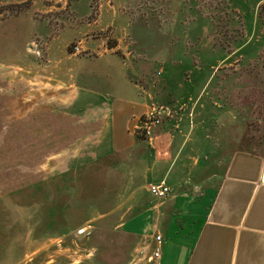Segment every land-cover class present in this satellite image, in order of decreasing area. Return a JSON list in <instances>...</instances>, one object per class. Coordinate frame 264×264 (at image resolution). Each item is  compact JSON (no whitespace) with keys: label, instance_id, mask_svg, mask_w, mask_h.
<instances>
[{"label":"crops","instance_id":"0c3cea01","mask_svg":"<svg viewBox=\"0 0 264 264\" xmlns=\"http://www.w3.org/2000/svg\"><path fill=\"white\" fill-rule=\"evenodd\" d=\"M144 1L2 0L0 115L22 147L13 168L28 172L35 150L38 175L47 162L48 177L89 178L123 156L124 200L98 224L137 237L131 264H264V152L252 150L251 97L234 89L264 48V0H224L239 45L192 0ZM154 105L166 116L144 139L135 127ZM161 183L163 200L149 192Z\"/></svg>","mask_w":264,"mask_h":264},{"label":"rangeland","instance_id":"374dc122","mask_svg":"<svg viewBox=\"0 0 264 264\" xmlns=\"http://www.w3.org/2000/svg\"><path fill=\"white\" fill-rule=\"evenodd\" d=\"M137 1L142 5L146 3L144 0ZM146 1L151 3L152 0ZM256 1L253 0L254 3ZM192 3L193 10L199 8L204 13L206 23L212 21L215 25L233 28L230 31H234L228 36L236 45L242 42V25L240 21L232 19L231 13L225 11L224 0H192ZM240 5L242 2L237 0V6ZM193 10L195 15L196 11L194 13ZM6 12V6L0 0L1 17L6 16ZM259 12L264 25V3ZM73 45H70L71 49ZM223 52H226L225 49ZM83 56H88V52ZM240 56L245 55L238 52L236 57ZM247 58L251 59V66L240 64L237 71L247 73V82L237 81L234 89L238 92L246 91L247 98L251 97V100L246 101L247 104L251 102L253 108L252 150L262 153L264 48H253ZM248 76H251V82ZM7 120L10 121V117ZM4 127L5 115L1 114L0 264H131L137 237L122 234L121 231H110L106 228L112 226L98 224L101 212L112 210L124 200L120 190L128 179L125 178V171L117 167L123 164L125 158L114 157L98 165L89 178L88 168L76 175L74 172H66L48 177L47 162L44 168L47 172L38 175L37 171L41 168L38 164L43 160H37V151L34 150L26 161L28 172H24L21 168H13L16 163L20 164L22 147L11 144L12 140L7 138L11 135L10 131ZM139 178L142 180V177ZM118 216L121 213L116 215L115 220ZM84 228H87L85 234H79L78 231Z\"/></svg>","mask_w":264,"mask_h":264},{"label":"built area","instance_id":"2783aa9c","mask_svg":"<svg viewBox=\"0 0 264 264\" xmlns=\"http://www.w3.org/2000/svg\"><path fill=\"white\" fill-rule=\"evenodd\" d=\"M98 11H94L97 13ZM75 53H82L81 48L76 45L74 46ZM166 116V109L162 106L154 105L152 106L150 112L146 115H143L136 125V135L143 137L144 139H152L154 136V129L159 127ZM150 194L156 199L163 200L171 194V189L165 183L161 184H152L149 186ZM87 228L80 229L79 234H85ZM157 246L152 254V260L157 261L161 258L162 255V245L163 238L161 235H156L155 237Z\"/></svg>","mask_w":264,"mask_h":264},{"label":"water","instance_id":"95a60500","mask_svg":"<svg viewBox=\"0 0 264 264\" xmlns=\"http://www.w3.org/2000/svg\"><path fill=\"white\" fill-rule=\"evenodd\" d=\"M262 182L264 183V173H263V176H262Z\"/></svg>","mask_w":264,"mask_h":264}]
</instances>
